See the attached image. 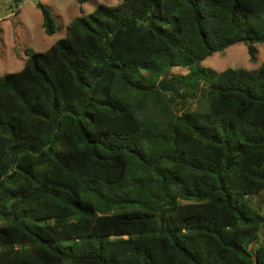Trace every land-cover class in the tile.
I'll return each instance as SVG.
<instances>
[{
  "label": "trees",
  "instance_id": "16d2710c",
  "mask_svg": "<svg viewBox=\"0 0 264 264\" xmlns=\"http://www.w3.org/2000/svg\"><path fill=\"white\" fill-rule=\"evenodd\" d=\"M239 42L264 0L98 3L27 49L0 76V264H264V60L194 68Z\"/></svg>",
  "mask_w": 264,
  "mask_h": 264
},
{
  "label": "rangeland",
  "instance_id": "374dc122",
  "mask_svg": "<svg viewBox=\"0 0 264 264\" xmlns=\"http://www.w3.org/2000/svg\"><path fill=\"white\" fill-rule=\"evenodd\" d=\"M121 0H0V76L19 70L27 59L26 50L44 51L65 35V26L75 16L87 14L98 3L115 5ZM44 4L51 12L57 26L52 35L44 32L42 13L38 3ZM257 53L251 59L245 42L232 44L222 52H215L194 68L221 71L227 67L254 69L264 60V43H257ZM187 68L173 67L167 77L186 74ZM182 89H180L181 91ZM252 205L264 214V190L250 195ZM264 239V228L259 232Z\"/></svg>",
  "mask_w": 264,
  "mask_h": 264
},
{
  "label": "water",
  "instance_id": "95a60500",
  "mask_svg": "<svg viewBox=\"0 0 264 264\" xmlns=\"http://www.w3.org/2000/svg\"><path fill=\"white\" fill-rule=\"evenodd\" d=\"M168 71H165L163 73V76L158 82V87L162 92H169L172 93L176 99L180 98V87L175 85L173 82H171L167 77ZM256 264V261H255Z\"/></svg>",
  "mask_w": 264,
  "mask_h": 264
}]
</instances>
